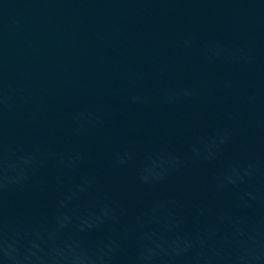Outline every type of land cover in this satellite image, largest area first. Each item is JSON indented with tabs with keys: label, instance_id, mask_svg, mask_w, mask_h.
<instances>
[{
	"label": "water",
	"instance_id": "water-1",
	"mask_svg": "<svg viewBox=\"0 0 264 264\" xmlns=\"http://www.w3.org/2000/svg\"><path fill=\"white\" fill-rule=\"evenodd\" d=\"M216 42L239 45L255 60H209L203 49ZM0 58L37 101L6 116L8 141L86 156L79 173L42 169L43 191L29 185L8 193L14 219L50 220L59 192L81 175L97 177L99 194L122 201L129 219L140 205L172 194L189 208H230L234 194L215 192V176L234 160L264 163V0H0ZM167 86L190 87L195 95L170 102ZM137 92L148 103L131 104ZM85 106L112 116L77 134L71 114ZM225 129L231 140L218 160L189 164L153 191L137 183L134 166H111L124 148L137 159L162 150L186 156L192 144ZM196 226L188 215L185 227Z\"/></svg>",
	"mask_w": 264,
	"mask_h": 264
},
{
	"label": "clouds",
	"instance_id": "clouds-1",
	"mask_svg": "<svg viewBox=\"0 0 264 264\" xmlns=\"http://www.w3.org/2000/svg\"><path fill=\"white\" fill-rule=\"evenodd\" d=\"M191 47L192 39L183 41ZM209 60L223 59L251 64L255 57L239 45L209 43L203 49ZM164 97L175 102L191 99L190 87L167 86ZM137 92L134 105L148 103ZM37 103L32 92L9 75L0 58V264H264V163L256 158L227 163L214 178V191L234 194L230 208L212 210L206 203L191 208L180 194L151 199L127 218V206L112 195H100V181L81 175L59 192L50 220H18L8 213L6 197L13 190L47 181L41 170L53 166L61 173H79L86 156L78 150L55 148L27 150L10 143L6 116L22 106ZM112 113L81 107L71 114L73 130L87 133L102 126ZM235 119V114L229 115ZM230 130H221L189 147L187 155L162 150L137 159L124 148L114 153L112 167L134 166L137 183L147 191L164 185L192 165L211 164L231 140ZM191 215L197 226L185 227ZM209 217L211 219H209ZM98 231L106 234L91 240Z\"/></svg>",
	"mask_w": 264,
	"mask_h": 264
}]
</instances>
